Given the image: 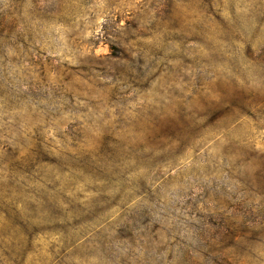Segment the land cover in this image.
I'll use <instances>...</instances> for the list:
<instances>
[{"label":"rangeland","instance_id":"rangeland-1","mask_svg":"<svg viewBox=\"0 0 264 264\" xmlns=\"http://www.w3.org/2000/svg\"><path fill=\"white\" fill-rule=\"evenodd\" d=\"M0 264H264V0H0Z\"/></svg>","mask_w":264,"mask_h":264}]
</instances>
